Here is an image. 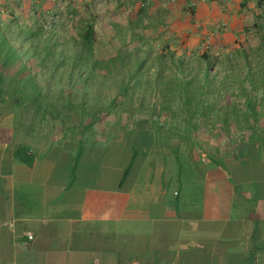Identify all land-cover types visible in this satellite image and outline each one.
I'll use <instances>...</instances> for the list:
<instances>
[{"label": "crops", "instance_id": "0c3cea01", "mask_svg": "<svg viewBox=\"0 0 264 264\" xmlns=\"http://www.w3.org/2000/svg\"><path fill=\"white\" fill-rule=\"evenodd\" d=\"M25 6L176 65L147 73L132 113L103 64L78 119L0 86V264H264V0Z\"/></svg>", "mask_w": 264, "mask_h": 264}, {"label": "trees", "instance_id": "16d2710c", "mask_svg": "<svg viewBox=\"0 0 264 264\" xmlns=\"http://www.w3.org/2000/svg\"><path fill=\"white\" fill-rule=\"evenodd\" d=\"M32 24L15 20L13 26L8 23L5 30L0 29V86L22 89L25 100L29 102L33 97L38 98L56 118H64L66 114V119H78L84 107L90 113L91 105L101 101L99 94L91 92V88L96 86L94 72L97 65L103 64L105 71L114 74L112 79L104 81L105 85L107 82L113 84L115 90V94L107 99L111 102L121 97L119 107L129 113L136 109L135 96L131 91L148 87L151 82L147 73L157 70V67L168 65L170 69V65H176L174 62L164 63L159 56L153 61L143 59L139 54L140 48L117 45L103 38V33L95 31L90 24L79 28L75 34L58 31L55 22L44 17L37 18ZM142 49L141 53L149 54L150 50ZM163 51L159 52L160 56ZM206 51L200 54L201 58L208 59ZM174 53L173 50L167 51L170 55ZM219 57L216 56L217 59ZM190 65L179 62L178 70L183 73ZM211 67V64H206L204 70ZM33 89L38 93L32 95ZM106 97L104 95V102ZM23 160L30 163L28 158Z\"/></svg>", "mask_w": 264, "mask_h": 264}, {"label": "rangeland", "instance_id": "374dc122", "mask_svg": "<svg viewBox=\"0 0 264 264\" xmlns=\"http://www.w3.org/2000/svg\"><path fill=\"white\" fill-rule=\"evenodd\" d=\"M4 1H5V3H3L2 6H0V28H1V30H5L6 26H8V23H10V26H13L15 24V20L13 18V16H15V15H17L21 18L17 21L22 22V23H24V20H22L23 17L28 16L29 13L32 16L34 15V13H32L33 11H30V12H29V10L26 11V8H25L26 7L25 2L30 1V0H4ZM61 2H63V1H61ZM19 4H22L21 10L18 7H16ZM19 10L23 14L22 16H20L18 13H16ZM45 15L43 14L42 17H44L46 20L52 21L51 20L52 18L55 19L54 22H55L56 26L58 27V31H60V32L63 31L64 33L68 34V32H66L65 29L63 28L64 25H62V23H60V20L64 19L63 10L58 11L56 13H47ZM31 20H32V18H31ZM68 21H69V19H68ZM71 22H72V26H73V21H71ZM27 23H31V22H27ZM61 28H63V29H61ZM74 33H77V30L74 31ZM252 50H253V54L261 53V50L259 47L252 48ZM219 55H221V52H218V54H215L214 56H219ZM257 97H258V99L261 98L260 96H257ZM118 98L119 97H117V100H118ZM114 105H116V103H114ZM91 107H93V105H91ZM112 116H113L112 112L104 111V118H106V119L112 118ZM183 163H184V167L186 168L188 166V161L186 160L185 157L183 159ZM191 193H193V192H191Z\"/></svg>", "mask_w": 264, "mask_h": 264}, {"label": "built area", "instance_id": "2783aa9c", "mask_svg": "<svg viewBox=\"0 0 264 264\" xmlns=\"http://www.w3.org/2000/svg\"><path fill=\"white\" fill-rule=\"evenodd\" d=\"M51 20H52V21H55L54 18H52ZM25 235H26V238H27L28 240H31V239L33 238L32 234L29 233V232H27Z\"/></svg>", "mask_w": 264, "mask_h": 264}]
</instances>
